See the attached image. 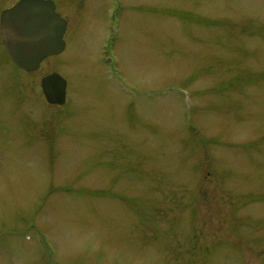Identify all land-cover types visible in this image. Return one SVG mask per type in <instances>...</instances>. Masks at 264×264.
<instances>
[{
  "label": "rangeland",
  "instance_id": "1",
  "mask_svg": "<svg viewBox=\"0 0 264 264\" xmlns=\"http://www.w3.org/2000/svg\"><path fill=\"white\" fill-rule=\"evenodd\" d=\"M53 1L65 50L0 65V264H264V0Z\"/></svg>",
  "mask_w": 264,
  "mask_h": 264
},
{
  "label": "water",
  "instance_id": "2",
  "mask_svg": "<svg viewBox=\"0 0 264 264\" xmlns=\"http://www.w3.org/2000/svg\"><path fill=\"white\" fill-rule=\"evenodd\" d=\"M67 22L56 12L51 0H19L0 14V32L13 62L25 71H34L49 56L65 49ZM41 90L48 104L66 101V80L58 73L41 79Z\"/></svg>",
  "mask_w": 264,
  "mask_h": 264
},
{
  "label": "flooded vegetation",
  "instance_id": "3",
  "mask_svg": "<svg viewBox=\"0 0 264 264\" xmlns=\"http://www.w3.org/2000/svg\"><path fill=\"white\" fill-rule=\"evenodd\" d=\"M18 0H16L14 3H16ZM13 3V4H14ZM12 4V5H13ZM12 5H10V6H12ZM9 6V7H10ZM8 8V7H7ZM2 10H4V9H2ZM2 10L0 11V13L2 12ZM5 56H7L10 60H11V58H10V56H9V54L6 52V49H5V47H4V44H3V41H2V36H1V32H0V65H1V62L4 60V57ZM11 62H12V60H11ZM12 64L15 66V67H13L14 68V70L16 71V72H20V68L19 67H17L13 62H12ZM27 73H29V72H27ZM5 79H4V67H2L1 68V66H0V81H2L1 83H0V100L2 99V95H4V93H3V87H4V85H5V81H4ZM19 80H15V83L19 86ZM13 96V92H11L10 90H8L7 91V93H6V96L7 97H10V96Z\"/></svg>",
  "mask_w": 264,
  "mask_h": 264
}]
</instances>
